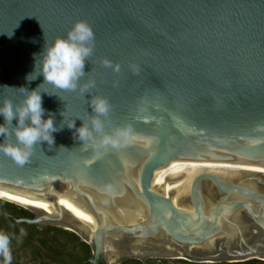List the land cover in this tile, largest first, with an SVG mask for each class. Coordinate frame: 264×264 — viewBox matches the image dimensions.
I'll use <instances>...</instances> for the list:
<instances>
[{
	"label": "water",
	"instance_id": "95a60500",
	"mask_svg": "<svg viewBox=\"0 0 264 264\" xmlns=\"http://www.w3.org/2000/svg\"><path fill=\"white\" fill-rule=\"evenodd\" d=\"M0 201L91 264L264 261V0H0Z\"/></svg>",
	"mask_w": 264,
	"mask_h": 264
},
{
	"label": "flooded vegetation",
	"instance_id": "af4514ba",
	"mask_svg": "<svg viewBox=\"0 0 264 264\" xmlns=\"http://www.w3.org/2000/svg\"><path fill=\"white\" fill-rule=\"evenodd\" d=\"M0 201V264H91L88 245L70 230L51 225L39 228L38 224L20 222L12 229L15 218H33L35 213L14 207L13 214L5 211ZM13 220L10 221L11 216ZM104 264V263H101ZM119 264H177L172 260L146 258L124 259ZM182 264H198L182 262ZM200 264V263H199ZM203 264V263H202Z\"/></svg>",
	"mask_w": 264,
	"mask_h": 264
},
{
	"label": "trees",
	"instance_id": "16d2710c",
	"mask_svg": "<svg viewBox=\"0 0 264 264\" xmlns=\"http://www.w3.org/2000/svg\"><path fill=\"white\" fill-rule=\"evenodd\" d=\"M6 206H7V209H6V211L8 212V213H10V214H13L14 212H15V210L16 209H14V205L13 204H11V203H9V202H3ZM19 210H21V211H27V210H22V209H19ZM13 216H15V215H12L11 216V220L10 221H12L13 220ZM86 244V243H85ZM86 245H88V252H89V254H90V256L92 255V253H91V249H90V246H89V244H86ZM264 264V261H262V260H258V259H251V260H248V261H244V262H237V263H233V264ZM229 264H232V263H229Z\"/></svg>",
	"mask_w": 264,
	"mask_h": 264
}]
</instances>
